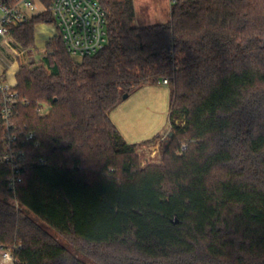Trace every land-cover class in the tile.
I'll return each mask as SVG.
<instances>
[{
	"label": "trees",
	"instance_id": "trees-1",
	"mask_svg": "<svg viewBox=\"0 0 264 264\" xmlns=\"http://www.w3.org/2000/svg\"><path fill=\"white\" fill-rule=\"evenodd\" d=\"M97 1L102 51L75 60L57 36L41 66L18 68L13 123L39 146L13 191L0 166V246L14 264H264V0H176L148 26L133 0ZM53 23L8 36L31 52ZM163 79L175 135L162 165L139 169L137 147L159 136L129 144L110 114ZM2 135L0 118V149Z\"/></svg>",
	"mask_w": 264,
	"mask_h": 264
},
{
	"label": "built area",
	"instance_id": "built-area-1",
	"mask_svg": "<svg viewBox=\"0 0 264 264\" xmlns=\"http://www.w3.org/2000/svg\"><path fill=\"white\" fill-rule=\"evenodd\" d=\"M176 0H170L174 4ZM48 13L54 20V37L60 36L67 54L81 60L97 55L108 43L106 14L97 0H51L45 5L41 0H0V37H8V29L19 27L32 18ZM166 85L167 80L163 79ZM16 84H9L0 75L3 122L1 138L0 166L9 169L8 188L13 191L23 180L28 169L27 147L38 148L34 134L20 129L13 123L15 106L18 102ZM28 104L27 101L24 102ZM46 106L38 108L39 116L46 114ZM186 149L182 145L180 151ZM42 164L41 161L33 162ZM0 264H14L12 251L0 246Z\"/></svg>",
	"mask_w": 264,
	"mask_h": 264
},
{
	"label": "rangeland",
	"instance_id": "rangeland-1",
	"mask_svg": "<svg viewBox=\"0 0 264 264\" xmlns=\"http://www.w3.org/2000/svg\"><path fill=\"white\" fill-rule=\"evenodd\" d=\"M167 0H133L135 11V26L160 24L167 15ZM14 42L8 38L0 46V69L10 67L17 71L19 66L39 67L45 49L24 52L15 57ZM19 50V49H18ZM20 51V50H19ZM169 87L161 82L155 86H145L136 91L110 114V119L116 126L123 139L129 144H138L159 136L151 144H141L136 149V165L139 169L148 166H160L167 160L163 147L171 143L172 131L169 123ZM173 123L180 128L185 126V120L176 116ZM172 135L171 137L169 135ZM180 145L177 154H180ZM18 208V204L13 202Z\"/></svg>",
	"mask_w": 264,
	"mask_h": 264
},
{
	"label": "crops",
	"instance_id": "crops-1",
	"mask_svg": "<svg viewBox=\"0 0 264 264\" xmlns=\"http://www.w3.org/2000/svg\"><path fill=\"white\" fill-rule=\"evenodd\" d=\"M165 3L167 5V15L164 18V20H160V22H158L160 24L166 23L169 20L171 3H170V0H167ZM54 35H55V31L53 29V26L51 25L39 24L35 26V29H34L35 49L36 50L45 49L46 45L54 38ZM8 38L9 36L6 39L0 37V46L6 43ZM11 51L15 57H18L19 55H22L24 53L22 51H19L16 46H15V49H12ZM2 59L3 58H0V61H3ZM18 68H17V71H18ZM17 71H13L10 67H7L6 70L0 69V75L1 74L3 75L4 80L7 83L16 84L15 77H16Z\"/></svg>",
	"mask_w": 264,
	"mask_h": 264
},
{
	"label": "water",
	"instance_id": "water-1",
	"mask_svg": "<svg viewBox=\"0 0 264 264\" xmlns=\"http://www.w3.org/2000/svg\"><path fill=\"white\" fill-rule=\"evenodd\" d=\"M127 98H128L127 95H124V96H123V100H125V99H127ZM169 136L171 137L172 135L170 134Z\"/></svg>",
	"mask_w": 264,
	"mask_h": 264
}]
</instances>
